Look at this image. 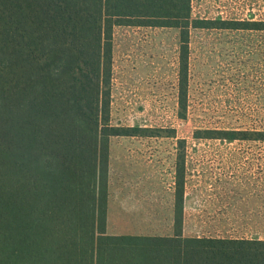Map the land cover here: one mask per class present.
Listing matches in <instances>:
<instances>
[{
  "label": "trees",
  "instance_id": "16d2710c",
  "mask_svg": "<svg viewBox=\"0 0 264 264\" xmlns=\"http://www.w3.org/2000/svg\"><path fill=\"white\" fill-rule=\"evenodd\" d=\"M118 26L178 30L181 119L190 29L264 30L192 20L191 0H0V264H264V239L182 235V153L172 236L106 233L109 139L136 136L110 125ZM194 137L264 142V131Z\"/></svg>",
  "mask_w": 264,
  "mask_h": 264
},
{
  "label": "rangeland",
  "instance_id": "374dc122",
  "mask_svg": "<svg viewBox=\"0 0 264 264\" xmlns=\"http://www.w3.org/2000/svg\"><path fill=\"white\" fill-rule=\"evenodd\" d=\"M191 19L264 22V0H191ZM178 41L173 28L113 30L110 125L136 136L109 139L108 180L136 183L142 191L154 183L155 192L153 201H134L138 210L120 222L171 233L182 153L183 235L264 239V142L194 137L196 130L264 131V30L190 29L183 119Z\"/></svg>",
  "mask_w": 264,
  "mask_h": 264
},
{
  "label": "crops",
  "instance_id": "0c3cea01",
  "mask_svg": "<svg viewBox=\"0 0 264 264\" xmlns=\"http://www.w3.org/2000/svg\"><path fill=\"white\" fill-rule=\"evenodd\" d=\"M109 165V164H108ZM109 168V166H108ZM186 184V182H185ZM144 187L136 183H131L129 181H109L107 183V212H106V233L109 235H137V236H172L173 234V203H174V184H173V194H172V213H171V233L167 235H161L151 232H141L133 226L125 225L120 221L132 219V212L138 210L134 205V201L145 197L146 199L151 198L154 200V183H149L146 185L144 191L139 190V188ZM138 188V190H137ZM150 188V190H149ZM185 197V185H184V196ZM154 211V210H153ZM117 221L112 227L111 222ZM182 224H183V208H182ZM112 229L116 230L115 232ZM143 230V229H142ZM183 235V233H182ZM184 236V235H183Z\"/></svg>",
  "mask_w": 264,
  "mask_h": 264
}]
</instances>
